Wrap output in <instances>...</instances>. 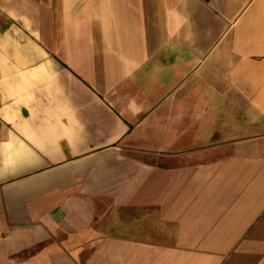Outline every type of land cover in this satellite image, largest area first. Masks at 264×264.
I'll return each instance as SVG.
<instances>
[{"label": "crops", "instance_id": "0c3cea01", "mask_svg": "<svg viewBox=\"0 0 264 264\" xmlns=\"http://www.w3.org/2000/svg\"><path fill=\"white\" fill-rule=\"evenodd\" d=\"M0 264H264V0H0Z\"/></svg>", "mask_w": 264, "mask_h": 264}]
</instances>
